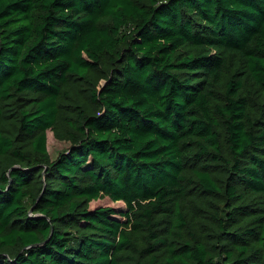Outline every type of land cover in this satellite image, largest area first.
I'll return each instance as SVG.
<instances>
[{"label":"trees","instance_id":"trees-1","mask_svg":"<svg viewBox=\"0 0 264 264\" xmlns=\"http://www.w3.org/2000/svg\"><path fill=\"white\" fill-rule=\"evenodd\" d=\"M0 264H264V0H0Z\"/></svg>","mask_w":264,"mask_h":264},{"label":"rangeland","instance_id":"rangeland-1","mask_svg":"<svg viewBox=\"0 0 264 264\" xmlns=\"http://www.w3.org/2000/svg\"><path fill=\"white\" fill-rule=\"evenodd\" d=\"M46 147L51 159H54L61 151L68 147V143L56 140L50 131L46 133ZM96 203V202H95ZM97 203L108 204L106 200L99 201ZM115 207L120 205V202L113 204Z\"/></svg>","mask_w":264,"mask_h":264}]
</instances>
